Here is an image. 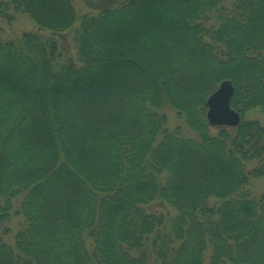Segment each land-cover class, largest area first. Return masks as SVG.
Here are the masks:
<instances>
[{
  "label": "trees",
  "instance_id": "obj_1",
  "mask_svg": "<svg viewBox=\"0 0 264 264\" xmlns=\"http://www.w3.org/2000/svg\"><path fill=\"white\" fill-rule=\"evenodd\" d=\"M9 10L50 36L0 40V227L17 197L23 220L0 264H264V197L246 189L264 176V125L244 119L264 116V0H106L81 18L76 61L56 40L71 0ZM147 14H171L152 39ZM225 79L241 120L211 127Z\"/></svg>",
  "mask_w": 264,
  "mask_h": 264
},
{
  "label": "rangeland",
  "instance_id": "obj_2",
  "mask_svg": "<svg viewBox=\"0 0 264 264\" xmlns=\"http://www.w3.org/2000/svg\"><path fill=\"white\" fill-rule=\"evenodd\" d=\"M76 13V20L70 30L56 36L58 45L64 47L67 50L68 58L76 61V30L79 28L81 18L83 16H96L98 14L99 6L104 5L106 0H71ZM117 1V0H116ZM232 0H224L226 5H229ZM151 14V13H150ZM10 20H6L0 17V40L2 41H17L24 33H38L44 37H49L50 33L48 31L40 30L37 25L25 14L13 13L9 10ZM171 14H167L164 18H155V20L147 22L150 16L144 15L138 21V27L140 31H146L150 39L158 35V31L161 25L166 24V20H170ZM163 21V23H162ZM64 34V35H63ZM217 87V86H216ZM215 87V88H216ZM167 121V126L170 130L179 126L186 134H192L189 129L183 123V120L179 118L177 112L169 107H165L161 111ZM206 119V109L204 111ZM244 119L246 120H256L260 124L264 125V116L259 111H250L245 113ZM188 132V133H187ZM188 134V135H189ZM257 166L255 160L246 163V169H252ZM249 195L252 198L258 199L264 197V176L259 178H252L246 187ZM22 197H17L12 200V213L10 219L2 224L0 227V236L9 245L14 243V235L21 228L22 217L19 214L20 202ZM155 209V207L153 208ZM159 211V210H158ZM7 231V234L2 235L3 231Z\"/></svg>",
  "mask_w": 264,
  "mask_h": 264
},
{
  "label": "water",
  "instance_id": "obj_3",
  "mask_svg": "<svg viewBox=\"0 0 264 264\" xmlns=\"http://www.w3.org/2000/svg\"><path fill=\"white\" fill-rule=\"evenodd\" d=\"M233 93L231 81L225 79L206 98V120L211 127H235L240 123L239 112L231 107Z\"/></svg>",
  "mask_w": 264,
  "mask_h": 264
}]
</instances>
